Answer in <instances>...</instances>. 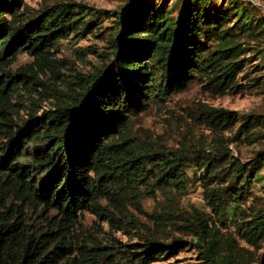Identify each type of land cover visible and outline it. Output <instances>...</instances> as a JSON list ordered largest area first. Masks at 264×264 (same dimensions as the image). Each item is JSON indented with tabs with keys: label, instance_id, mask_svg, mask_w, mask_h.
I'll use <instances>...</instances> for the list:
<instances>
[{
	"label": "trees",
	"instance_id": "trees-1",
	"mask_svg": "<svg viewBox=\"0 0 264 264\" xmlns=\"http://www.w3.org/2000/svg\"><path fill=\"white\" fill-rule=\"evenodd\" d=\"M255 8L127 0L115 10L59 1L30 11L25 0H0V264H168L187 248L197 264H264V201L247 204L250 171L227 141L171 150L134 130L136 117L192 85L216 96L244 90L240 77L264 29ZM103 19L112 24L100 66L81 72L56 57L62 41L70 45ZM22 51L32 62L11 71ZM92 51L74 52L83 59ZM187 115L213 133L233 130L234 141L264 130V120L238 123L222 108ZM256 159L264 162V151ZM189 167L203 173L196 181L206 212L177 206ZM157 196L163 203L145 213L143 200ZM84 213L97 229L81 226Z\"/></svg>",
	"mask_w": 264,
	"mask_h": 264
},
{
	"label": "rangeland",
	"instance_id": "rangeland-1",
	"mask_svg": "<svg viewBox=\"0 0 264 264\" xmlns=\"http://www.w3.org/2000/svg\"><path fill=\"white\" fill-rule=\"evenodd\" d=\"M80 2L88 6L97 9L115 10L127 0H25V3L30 9L37 10L45 4L52 5L55 2ZM167 2L170 4L177 0H158V2ZM242 2H250L254 7L253 16L257 18H264V0H238ZM218 3V0H215ZM246 4V3H245ZM247 5V4H246ZM247 8H250L246 6ZM174 12V11H173ZM263 20V19H262ZM111 19H103V21L97 25L91 32L87 33L84 37H81L75 42L67 43L68 41H62V45L59 46V51L56 52V57H65L74 64L75 68L81 72H86L95 69L100 66L102 57L99 55L107 53V44L104 37L109 33V26H111ZM264 24V21H263ZM101 33V34H100ZM72 40V39H71ZM252 43V42H251ZM254 49H258L259 52L254 54V60L247 64L242 71L240 77V83L244 90L239 93H227L222 96L212 95L203 91L199 85H192L186 91L175 94L169 99L165 100L159 107L151 108L147 113L141 114L134 119L135 134L146 143H151L155 146L163 145L171 150H178L185 147L192 148H204L207 150L208 145L214 142H222L225 144L227 141V147L231 154V157L238 159L243 165L247 166L251 179L247 186V204L253 198L257 201H264V162H259L256 159V155L264 151V130H261L256 140H251L252 137H248L247 141L240 138L237 141L232 140L233 130L230 132L213 133L207 130L202 125L194 123L187 113L191 110H195L200 106H207L212 108H222L229 111L236 112L237 121L240 123L242 120L248 117H257L264 120V29L261 28L255 42H253ZM82 48L84 51L88 48L94 50L91 53H86V56L82 59L81 55L75 54V50ZM33 57L25 51L20 52L15 61L11 64V71H16L20 67H24L32 62ZM66 72V71H65ZM47 77H48V73ZM38 76L41 80H47L43 73L38 72ZM46 106L43 104V109H48L50 106L48 102ZM26 110H23L19 116L25 117ZM237 123V124H238ZM255 133L256 130H253ZM251 140L252 142H249ZM231 141V143H230ZM185 174L188 178L186 184V191L178 198L177 206L181 210L189 211L190 207H194L199 211H207L203 209L200 186L196 181L201 176L202 171L197 172L194 167L185 169ZM196 177L195 179L193 177ZM163 203V199L157 196L156 200L146 198L142 202V209L145 213H152L159 205ZM231 210H229L225 220L220 226L222 232H232V228L229 223ZM136 214V213H135ZM142 221L145 217L142 214L137 215ZM81 226L88 231H94L97 227L94 225L97 223L96 218L89 214L84 213L79 219ZM103 231H108L105 224H99ZM114 237L120 239L124 243L134 242L126 234L121 232L114 233ZM241 246L248 251H252L244 244ZM256 253H253V257ZM197 253L189 248L179 252L174 259L170 260L168 264H197ZM249 264H256L251 262Z\"/></svg>",
	"mask_w": 264,
	"mask_h": 264
}]
</instances>
